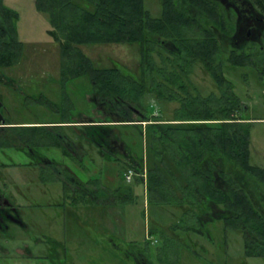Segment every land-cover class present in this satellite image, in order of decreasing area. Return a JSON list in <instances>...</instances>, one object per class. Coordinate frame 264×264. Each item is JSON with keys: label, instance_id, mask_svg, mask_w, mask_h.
<instances>
[{"label": "trees", "instance_id": "obj_1", "mask_svg": "<svg viewBox=\"0 0 264 264\" xmlns=\"http://www.w3.org/2000/svg\"><path fill=\"white\" fill-rule=\"evenodd\" d=\"M249 1L264 12V0ZM159 4V15L152 16L145 0L35 1L60 46L62 79L87 76L99 103L113 110L132 105L146 112L142 121H150L145 129L154 162L146 170L138 162L125 172L132 169L140 175L135 176L145 182L150 202L181 209L174 228L202 230L222 221L225 227L239 229L245 253L264 256V202L257 204L264 198V168L250 162L252 122L222 72L227 63L252 66L264 74V48L247 53L223 50L216 31H227L225 17L215 0H159ZM184 6L199 11L198 16L191 18ZM8 31L10 42L0 43V66L19 60L21 42L11 26ZM120 42L140 46L141 80L116 66H95L79 48ZM195 63L203 65L216 91L203 95L192 88L189 77ZM146 95L177 102L172 118L147 113L151 104H143Z\"/></svg>", "mask_w": 264, "mask_h": 264}, {"label": "rangeland", "instance_id": "obj_2", "mask_svg": "<svg viewBox=\"0 0 264 264\" xmlns=\"http://www.w3.org/2000/svg\"><path fill=\"white\" fill-rule=\"evenodd\" d=\"M35 1L1 0L10 19L13 34L21 42L18 62L9 68L5 67L6 72H0V93L4 92L7 97L4 104L11 114V121L17 123L13 125L22 126L29 125L24 123H42L44 120L58 119L61 122L75 121L76 123L87 122L97 117L104 120L107 116L94 102L91 83L87 76L62 79L59 61L60 46L49 33L50 25L47 15L36 9ZM158 1L145 0V7L152 16H158L160 13ZM88 7L92 9L91 5ZM79 48L97 67L116 66L137 80L143 78L141 51L137 43L81 44ZM222 48L228 50L226 45H222ZM154 57L158 61L155 54ZM222 72L229 81L233 93L242 99V106L247 109L246 116L252 122L250 162L264 168V74L261 75L252 66L233 65L231 67L227 63L224 64ZM6 73L14 77L8 75L7 77L4 75ZM189 80L192 82V88L195 87L203 95L216 91L215 82L201 63H195ZM142 102L151 104L147 113L161 119L172 118L173 110L178 107L175 101L157 100L152 95L144 96ZM50 104L57 110L52 109ZM141 122V127L131 125L108 127L118 131L119 136L128 144L122 153H117L116 159H103L101 156H96V145L89 141L93 160L91 163L89 161L87 166L90 167L91 178L99 177L101 184L108 188L107 191L118 189L123 196L120 194L117 204L106 205L104 212H101L96 204H92L91 209L85 210L82 205L80 210L77 209L76 212L81 215L84 212H91L94 215L87 233L84 232L86 221L83 220V223H80L81 221L75 219L81 226L78 224L77 235L75 233V239L70 244L74 262L137 264L134 253L140 250L149 257L148 261L152 264H159L157 253L166 257V262L163 264H264V256L245 253L244 234L241 230L225 227L222 221L210 223L203 229L211 233L210 237L185 231L182 228H174L173 226L181 216L179 207L151 203L142 179L133 176L131 181L125 180L123 166L128 161L126 156H132L145 169L150 168L154 162L145 129L150 121ZM17 130L31 134V131L43 129L18 127ZM58 130L76 139L83 138L85 134V127L82 125L64 126ZM54 137L57 138V135L49 136V139L52 140ZM2 147L0 148V186L10 182L8 179L10 176H13L15 183L25 182L23 183L25 185H37V173L33 171L34 168L28 167L32 157L12 145ZM62 147L65 148L63 150L67 148L65 144ZM36 148L60 163L69 164L70 162L69 158L61 156L62 148L56 143L50 141L48 145L43 144ZM74 171L78 170L74 169ZM57 184L42 188L45 190L44 193L28 187L23 190L26 195L24 203L40 204L41 208L51 215L53 203L59 202L60 205L57 206H62L60 201L63 200L61 195L64 194L61 189L62 184ZM58 190L61 193L60 198L57 196ZM33 211L35 218L32 220L38 223L41 229L45 221L43 211L37 209ZM22 218L28 221V218L24 216ZM61 221L62 218L60 222L49 221L52 228L49 233L53 236L57 235L59 239L63 236V231L60 229ZM27 224L30 226L29 230H34V226L28 222ZM69 229L75 232L73 226ZM26 235L12 238L10 242L5 241L4 236L1 237L0 247L8 248L10 253L5 256L0 254V264L27 262L44 264L47 261V258L38 253L33 234ZM110 238L118 247L111 243ZM23 244L31 250L32 255L21 256L12 253L16 247H21ZM43 248L45 249V246ZM160 263L162 264V261Z\"/></svg>", "mask_w": 264, "mask_h": 264}, {"label": "flooded vegetation", "instance_id": "obj_3", "mask_svg": "<svg viewBox=\"0 0 264 264\" xmlns=\"http://www.w3.org/2000/svg\"><path fill=\"white\" fill-rule=\"evenodd\" d=\"M215 1L222 6L225 17V28L227 30L226 32L217 30L216 34L220 44L227 46V52L233 51L237 53H247L251 48H259L260 50L264 48V12L253 7L249 0ZM184 8L192 16L191 18H196L199 14V11L194 8H190L188 6H184ZM3 9L4 8L0 0V43H8L11 40L10 32L8 31L10 28V19L7 16V12ZM163 44V46H168L165 42ZM11 66H0V72H6L4 68H9ZM4 75L14 77L7 73ZM6 98L7 97L4 95V92L0 93V148H3L2 146L12 145L13 147L23 150L27 156L32 157V161L28 162L30 163L28 164V167L34 168L33 171L37 173L36 183H61L62 193L64 194L61 195L63 200L60 201L62 202L61 205L65 203V208L62 211L65 216L63 218L68 217L69 220H72L75 223V231L80 225L75 221V219L81 221L80 223H83V220H85L86 223L84 222V225L86 229L84 232L87 233L90 230V213L84 212L81 215L76 212L77 209L80 210L81 205L85 208V210L90 209V200L91 198H94L96 205L100 208L101 212H104L106 205L116 203L117 200L120 199V194L123 196L120 190L109 192L107 191L108 189L103 188L99 177L91 178L90 167L87 166V163L89 161L91 163L93 160L92 152L89 148V141L95 143L98 147L96 148V156L101 154L102 158L116 159L117 153H122V150H125L128 144L119 136L118 131L108 127L117 125H131L138 127L142 124L141 121L145 118L146 112L132 105L124 108L123 110H113L104 103H99L93 96L94 102L100 108V111L107 116L104 120L98 119L99 117H97L96 119L89 120L87 122L76 123L75 121L61 122L58 119L55 121L44 120L42 123H24L29 125L18 126L13 125L17 123L11 121V114L8 112L6 105L4 104L6 102ZM36 101H38V99ZM51 108L57 110L52 105ZM73 125H82L85 127V134L83 138H72L58 130L60 127ZM39 126H44V128H42L43 130L31 131V134H27L23 130H17L18 127H20V129H27L29 127L32 129L41 128ZM53 135H57V138L54 137L52 140L49 139V136L53 137ZM50 141L54 144L56 143L57 146L62 148L60 149L61 156L69 158V164L65 162L60 163L55 158L39 151V148H36L38 146L41 147L43 144L48 145ZM63 144L67 146L66 150H63L65 149L62 147ZM126 159L128 161L125 162L123 166L124 176L126 173L124 171L125 168L134 166L138 163V161L130 155L126 156ZM73 168L78 171H74ZM129 170L132 171V169ZM132 173L133 174L129 179L125 178L126 181H131L132 177L135 175L140 176L137 173L135 174L133 171ZM8 179H10V182L8 181V183L4 186H0V239L4 236L5 241H8L9 237L12 236L5 234L11 229H16L17 231L24 232L25 234H33L40 230L38 223L33 220L25 221L22 218L23 216L24 218H28L27 213L34 214L35 212L33 209L36 208V206H34L31 208L32 210L27 211L21 203V200L22 198H25V195L21 191V186L19 187V184H23L25 182L15 183V181H13L15 180L13 176L8 177ZM93 180L95 182L98 181V183L92 182ZM92 183L95 185L93 184L92 186ZM7 186H9V188H7ZM257 202L260 207L262 202H264V198H261ZM57 203L60 205L59 202ZM214 212L215 208H213L211 213L214 214ZM27 222L34 226V230H29L30 226H28ZM213 223L214 222H212V224ZM193 232L206 235L207 237L211 236V233H209L208 230L204 231L203 229L200 230L195 228ZM33 237L35 238L34 242L37 244L38 239L34 235ZM110 240L113 245L118 247L117 244L112 242L113 239L110 238ZM65 247L60 246L57 254H54V259L50 257V260L45 261L44 264L86 263V261H83L82 263H76V261L74 262L71 253L69 250L66 251ZM0 254L5 256L9 254V252L7 249L0 247ZM18 254L22 256L32 255V252L25 244H23L20 253ZM134 254H136L134 260L137 264H152L148 261L149 257H146L144 252L137 250ZM55 257L57 259H55ZM156 257L159 258V264H161V261L162 264L166 262V257L162 256L161 253H157Z\"/></svg>", "mask_w": 264, "mask_h": 264}, {"label": "crops", "instance_id": "obj_4", "mask_svg": "<svg viewBox=\"0 0 264 264\" xmlns=\"http://www.w3.org/2000/svg\"><path fill=\"white\" fill-rule=\"evenodd\" d=\"M96 148H98V147L96 146ZM97 156H102V155L100 154V155H97ZM103 159H108V158H103ZM48 182H51V181H48ZM92 182H95V181L93 180ZM95 183H98V181L95 182ZM93 184L94 183H92V186H93ZM52 185H54V184H52V183L41 184V185L37 184L35 186L34 185H29V184H26V185L25 184H21V191L23 192V190H26L28 187H31L32 189H34L36 191L37 190L38 191H43V193H44L45 190H43L42 188L53 187ZM102 187L106 188L105 186H102ZM106 189H108V188H106ZM23 194L25 195V193H23ZM60 195H61L60 190H58L57 196L59 198H60ZM95 202L96 201L94 200V198H91V200H90V209L92 208V204H96ZM21 203L23 204V207H25V209H27V211L28 210H32L31 209V208H33L32 206H36L35 209H37V210H39L41 212L43 211V213H45V214L42 213V215H43V217L45 219L44 225L41 227L40 230H38V232L33 233V235L36 236V238L38 239L37 240V244H35L38 247V253H40L42 257L47 258V260H50V257L54 259V254H57L58 248L60 246H63V247L66 246L65 247L66 251L69 250V252L71 253L72 249L70 247V244H71V242H73L72 240L75 239V233L77 235V232L76 231L74 232V230L69 229V227H72V226L74 227L75 223L72 220L70 222L68 217L67 218H63L65 216L63 215L62 211L65 208L64 207L65 203L62 206H57V205H59L57 202L53 203L52 204V206H53L52 208L53 209L51 210V212H52L51 215H48L46 213V211H44L43 208H41L40 204L33 205V204L24 203V198H22ZM112 204H117V203H112ZM34 214L27 213L28 220H32L33 218H35ZM36 214L39 215V213H36ZM93 215H94V213L92 214L90 212V219L91 220L93 218ZM60 218H62V221H61V223H62L61 227L62 228H60L63 231L62 239L57 238L58 237L57 235H56L57 236L56 237V236H53L52 233H49V231L52 230V228H50V222L49 221H55V222L58 221V222H60ZM36 219H37V217H36ZM91 220H90V225H91V222H92ZM22 222H23V220H22ZM69 224H71V226H69ZM5 234L12 235V236L9 237L8 242H10L12 238H18V236H20V235H26L24 232H19L16 229H11V230H9V232H6ZM63 237H64V239H63ZM112 242H113V240H112ZM74 243H75V241H74ZM43 246H45V249L43 248ZM21 247H16L12 251V253L13 254L14 253H17V254L20 253ZM54 248H55V250H54ZM5 249H7L8 252L10 253V250L8 248H5ZM55 259H57V258L55 257ZM23 264H27V263H23Z\"/></svg>", "mask_w": 264, "mask_h": 264}, {"label": "built area", "instance_id": "obj_5", "mask_svg": "<svg viewBox=\"0 0 264 264\" xmlns=\"http://www.w3.org/2000/svg\"><path fill=\"white\" fill-rule=\"evenodd\" d=\"M132 174H133L132 171H131V170H128V171L125 173V178H126V179H129V178L131 177Z\"/></svg>", "mask_w": 264, "mask_h": 264}]
</instances>
